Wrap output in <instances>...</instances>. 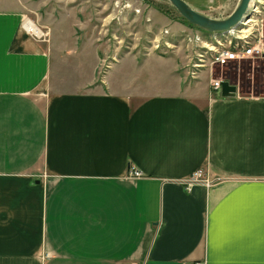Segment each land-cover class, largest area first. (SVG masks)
Masks as SVG:
<instances>
[{
    "label": "crops",
    "instance_id": "obj_1",
    "mask_svg": "<svg viewBox=\"0 0 264 264\" xmlns=\"http://www.w3.org/2000/svg\"><path fill=\"white\" fill-rule=\"evenodd\" d=\"M17 1L0 0V264H264V81L223 98L155 53L101 76L77 32L57 73ZM197 171L219 180L189 189Z\"/></svg>",
    "mask_w": 264,
    "mask_h": 264
},
{
    "label": "rangeland",
    "instance_id": "obj_2",
    "mask_svg": "<svg viewBox=\"0 0 264 264\" xmlns=\"http://www.w3.org/2000/svg\"><path fill=\"white\" fill-rule=\"evenodd\" d=\"M184 1L193 6H200L198 12L215 18H219L218 12H223V18L230 16L237 6L236 3L239 2V0H228L222 4L223 6H219L217 0H215L216 4L213 0ZM17 2L20 5L14 4L13 8H21L22 4L24 5L22 10L25 24L31 21L44 32L43 35L45 34L42 38L33 37V40L48 46V50L50 47L47 44H51L52 53L55 54L52 55L53 60L61 61L60 64H54L57 73H69L70 68L63 65L62 47L56 44H67V42L74 44L75 39L72 37L77 32L81 44H95L105 56L99 68L101 76L110 71L125 55L141 54L146 57L152 53L161 56L181 54L184 56L181 70L188 84L196 85L199 82L206 83L211 79L223 78L224 81H228L226 80L228 78L234 83H239L244 93L261 94L264 81L263 60L241 59L227 63L223 67L216 64L212 66L211 60L201 54L203 50L212 54L214 51L210 50L208 45H216L215 41L218 38L209 36L206 31L196 26L190 27L168 0H20ZM256 5L257 10L250 11V7ZM261 25L264 27V0H251L242 20L234 26L232 33H228L230 29L223 32V40L217 48L229 49L228 44L231 42L235 44L242 41L237 31L247 26H252L250 31L252 34L249 37H253L255 33L260 32ZM51 29L56 30L51 33ZM109 49L111 51L108 54ZM56 54L59 55L58 60ZM52 72L55 73L54 69ZM213 184L215 183H211L210 186Z\"/></svg>",
    "mask_w": 264,
    "mask_h": 264
},
{
    "label": "built area",
    "instance_id": "obj_3",
    "mask_svg": "<svg viewBox=\"0 0 264 264\" xmlns=\"http://www.w3.org/2000/svg\"><path fill=\"white\" fill-rule=\"evenodd\" d=\"M257 8H258L257 5L253 6V7L251 6L250 11L251 10L256 11ZM218 13H219V18L224 17L223 12L222 13L218 12ZM205 15H207V14H205ZM207 16H209V15H207ZM209 17H212V16H209ZM212 18H215V17H212ZM219 18H216V19H219ZM242 18H241V20H242ZM250 28H252V26H250ZM234 29H235V27H232L228 33H232V31ZM25 30L31 36H34L35 38H42L45 35V34L43 35V33H44L43 32L42 36L38 37L33 33V31L27 30L26 28H25ZM240 30H242V28ZM240 30H238L237 32L239 33L238 36L242 41H239L235 44L231 42L230 44H228L230 47L229 49H218L217 48L218 47L217 45H220L221 40H223V38H222V35H224L223 32L222 33H208V32H206L209 36L212 35V36L218 38V40L215 41L216 45H211V46L208 45L209 49L214 51L212 54H209L208 52L203 50L201 55H205V57L207 56V58L209 60H211L212 66L214 64H216V65H219L222 67L225 64L227 65V63L240 61L241 59L264 60V27H263V25H261L260 32L255 33V35L253 37H249L252 34V32H250L251 29L247 33L246 37L240 36ZM228 33H226V34H228ZM202 34H200V35H202ZM200 35H197V37H199ZM185 38H187V36ZM223 79H211L210 80L211 90L221 92V85H222V82L224 81ZM239 96H241V94ZM207 175L208 174L203 172V171L195 172L191 176V178L187 181V187L189 189H191L190 187L195 183H204L207 186H210L211 183H214V182L219 180V178L213 179ZM129 176H130V178H133V179H140L143 177V173L136 168H132L131 171L129 172ZM183 264H192V263L184 262Z\"/></svg>",
    "mask_w": 264,
    "mask_h": 264
},
{
    "label": "water",
    "instance_id": "obj_4",
    "mask_svg": "<svg viewBox=\"0 0 264 264\" xmlns=\"http://www.w3.org/2000/svg\"><path fill=\"white\" fill-rule=\"evenodd\" d=\"M172 7L192 26H196L208 33L226 32L236 26L247 11L250 0H239L235 10L226 18H212L192 8L184 0H168ZM223 98H235L238 95V86L229 81H223L221 85ZM248 97V95H241Z\"/></svg>",
    "mask_w": 264,
    "mask_h": 264
},
{
    "label": "bare ground",
    "instance_id": "obj_5",
    "mask_svg": "<svg viewBox=\"0 0 264 264\" xmlns=\"http://www.w3.org/2000/svg\"><path fill=\"white\" fill-rule=\"evenodd\" d=\"M250 20H252V19H250ZM25 27H26L27 30L33 31V33L35 35H37L39 37L42 36V33H43L42 30L39 29L33 22L27 21V23L25 24ZM250 29L251 28L249 26H247L245 28H242V30H240V36L241 37H246L247 33L250 31Z\"/></svg>",
    "mask_w": 264,
    "mask_h": 264
},
{
    "label": "trees",
    "instance_id": "obj_6",
    "mask_svg": "<svg viewBox=\"0 0 264 264\" xmlns=\"http://www.w3.org/2000/svg\"><path fill=\"white\" fill-rule=\"evenodd\" d=\"M185 21V20H184ZM186 22V21H185ZM188 25H190V27H193L191 24H189L188 22H186ZM228 79V78H227ZM229 80V79H228ZM236 85V84H235Z\"/></svg>",
    "mask_w": 264,
    "mask_h": 264
}]
</instances>
